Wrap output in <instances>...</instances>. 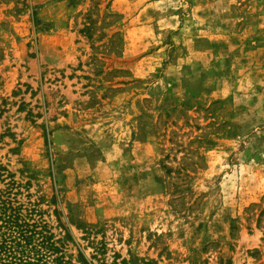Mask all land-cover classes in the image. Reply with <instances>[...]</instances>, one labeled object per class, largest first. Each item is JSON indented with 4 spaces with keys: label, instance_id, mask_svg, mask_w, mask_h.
I'll list each match as a JSON object with an SVG mask.
<instances>
[{
    "label": "rangeland",
    "instance_id": "rangeland-1",
    "mask_svg": "<svg viewBox=\"0 0 264 264\" xmlns=\"http://www.w3.org/2000/svg\"><path fill=\"white\" fill-rule=\"evenodd\" d=\"M8 188L91 264H264V0H0Z\"/></svg>",
    "mask_w": 264,
    "mask_h": 264
},
{
    "label": "trees",
    "instance_id": "trees-1",
    "mask_svg": "<svg viewBox=\"0 0 264 264\" xmlns=\"http://www.w3.org/2000/svg\"><path fill=\"white\" fill-rule=\"evenodd\" d=\"M12 188L0 191V264H91L81 251L75 258L68 254L65 244L35 219V209L16 205ZM114 264H134V260Z\"/></svg>",
    "mask_w": 264,
    "mask_h": 264
}]
</instances>
